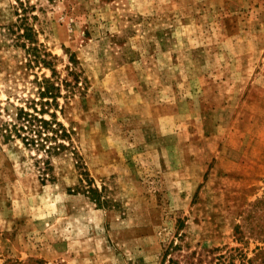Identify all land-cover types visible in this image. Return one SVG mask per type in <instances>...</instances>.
I'll return each instance as SVG.
<instances>
[{
	"label": "rangeland",
	"instance_id": "rangeland-1",
	"mask_svg": "<svg viewBox=\"0 0 264 264\" xmlns=\"http://www.w3.org/2000/svg\"><path fill=\"white\" fill-rule=\"evenodd\" d=\"M22 1L60 79H80L59 99L65 150L0 128V264H163L168 246L264 264V0ZM16 5L0 0V127L51 75L22 68Z\"/></svg>",
	"mask_w": 264,
	"mask_h": 264
},
{
	"label": "trees",
	"instance_id": "trees-1",
	"mask_svg": "<svg viewBox=\"0 0 264 264\" xmlns=\"http://www.w3.org/2000/svg\"><path fill=\"white\" fill-rule=\"evenodd\" d=\"M36 6H32L22 0H17V5L13 6L12 13L15 19L9 21L6 26V36L11 39L14 46L20 48L25 56V62L22 68L43 70L47 69L51 75L33 74L32 94L29 97L20 98L21 106H13L14 112L11 116L12 121L4 122L1 125L2 134L6 139L18 138L26 147H33L43 150L48 154H57L68 147L66 142L71 144V132L58 121L57 111L60 107L59 99L67 98L74 94L76 86L79 83V75L74 74L72 80L60 79L53 56L46 46L39 41L36 22L39 20L36 14ZM72 64L74 61L71 62ZM73 71V68H71ZM73 75V72H71ZM65 88V96L62 94V88ZM11 105V104H10ZM12 106V105H11ZM4 111L8 109L4 108ZM10 115V114H9ZM1 116V112H0ZM68 144V145H69ZM82 187L79 188L88 197L98 205H105L101 201L98 189L94 187L91 179L86 178ZM171 252V253H170ZM180 246H168L163 253V264L166 258L171 255L174 258L168 260L169 264H193L190 258H195L196 253L183 255ZM179 258V259H178ZM188 258L186 261L183 259ZM15 264H22L21 262ZM26 264H47L42 261L28 262ZM197 264H204L202 257Z\"/></svg>",
	"mask_w": 264,
	"mask_h": 264
}]
</instances>
